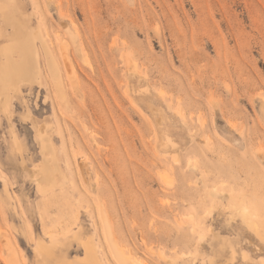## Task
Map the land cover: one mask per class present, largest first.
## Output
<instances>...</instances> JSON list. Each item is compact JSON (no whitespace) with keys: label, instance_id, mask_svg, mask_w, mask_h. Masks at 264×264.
<instances>
[{"label":"rangeland","instance_id":"rangeland-1","mask_svg":"<svg viewBox=\"0 0 264 264\" xmlns=\"http://www.w3.org/2000/svg\"><path fill=\"white\" fill-rule=\"evenodd\" d=\"M0 1V264H264V0Z\"/></svg>","mask_w":264,"mask_h":264},{"label":"bare ground","instance_id":"bare-ground-1","mask_svg":"<svg viewBox=\"0 0 264 264\" xmlns=\"http://www.w3.org/2000/svg\"><path fill=\"white\" fill-rule=\"evenodd\" d=\"M3 1V0H2ZM14 1V0H13ZM1 2V1H0ZM5 2V1H4ZM16 3L14 2V5ZM1 5V4H0ZM18 5V4H17ZM15 7V6H14ZM13 7V8H14ZM1 8V7H0ZM8 8L7 6L5 7V9ZM12 8V7H10ZM3 9V8H1ZM1 11V10H0ZM3 12H0L2 13L1 14V19L3 20V23L6 22V20H10V21H15V22H18L19 20L17 19L18 18V14H17V11L16 9H10L9 11H7V13L5 14L4 10H2ZM23 17V16H22ZM24 18V17H23ZM29 22V21H28ZM6 24V23H5ZM30 24V23H29ZM7 25V24H6ZM31 25V24H30ZM20 26V25H19ZM11 29V28H10ZM32 29V28H31ZM40 29V28H39ZM2 30V29H1ZM34 30V29H33ZM13 31V30H12ZM3 33V32H2ZM10 33V32H9ZM8 33V34H9ZM21 33V32H20ZM19 33V34H20ZM30 33V32H29ZM31 34V38L34 40L38 33L36 31H34L33 33H30ZM29 35V34H28ZM3 35H1V32H0V38H2ZM17 35H13L12 37L9 36V39L13 38L12 40L10 41H13V47L8 49V48H3V50H0L1 52V56L3 57V64H2V68H1V75H2V78H1V81L3 84L5 85H8L9 83H12L15 79V76L14 74L18 75V78L20 77V79H25V81L27 80V76L30 75L32 77H35L37 78V76H40L39 75V72H38V69H37V66H36V52L34 50V45H33V42H32V39L23 43V41L20 39L18 40V38L16 37ZM30 36V35H29ZM6 38V37H5ZM4 38V39H5ZM7 39H8V36H7ZM23 39V37H22ZM25 39V38H24ZM6 41V39H5ZM1 42V41H0ZM44 42V41H43ZM13 48H16V49H19L21 50L22 48L25 50V53L27 56H23V54H21L20 56V59L21 61L24 60V59H30L31 60V63H29V66L26 65L25 61L22 62V63H19V64H14L12 60H14L13 56L11 55V52H13ZM62 49V48H61ZM66 49V48H65ZM13 50V51H11ZM44 50V49H43ZM44 52V51H43ZM63 52V60H64V64H65V67L68 68L67 72L69 71L70 73V76L73 75L72 74V71H71V66H70V62L66 56V53H65V50L64 48L61 50V54ZM39 55V54H38ZM29 56V57H28ZM40 60V58H39ZM2 61V60H1ZM20 61V62H21ZM38 62V61H37ZM31 64V65H30ZM47 65V64H46ZM39 66V65H38ZM41 66V65H40ZM29 67V68H28ZM47 67V66H46ZM60 67V66H59ZM48 68V67H47ZM68 73V74H69ZM51 75H52V79L54 81V84L56 86V89L59 93V95L61 94V92H63V88L65 89V86H66V83L65 81L63 80V76L61 74V72L59 71V69L57 67H52L51 69ZM69 77V79L72 78V76ZM29 78V77H28ZM75 79V78H74ZM16 82V81H15ZM21 82H19L20 84ZM36 83V82H35ZM38 84V83H37ZM13 86V85H12ZM2 88V87H1ZM146 89V88H145ZM1 90V89H0ZM6 90V89H5ZM4 90V91H5ZM2 91V90H1ZM8 92V91H7ZM146 92V90H145ZM3 93V91H2ZM55 93V92H54ZM4 94V93H3ZM9 95V94H8ZM20 95V94H19ZM1 96V95H0ZM4 97V95H3ZM5 98V97H4ZM4 100V99H3ZM17 100V99H16ZM9 101V100H8ZM7 103V102H6ZM10 107V106H9ZM5 111V110H3ZM8 112V111H7ZM5 113V112H4ZM4 115V114H2ZM11 116H9L10 118ZM6 119V118H5ZM8 120V119H7ZM33 120V119H32ZM10 121V119H9ZM8 121V122H9ZM34 123V122H33ZM11 125V124H10ZM36 125V124H35ZM51 127V126H50ZM46 128V127H44ZM10 129V128H9ZM14 132V131H13ZM11 132V134L13 133ZM46 132V131H45ZM39 137H40V140H41V147L43 149V151H50L52 145L50 144V141H48L47 137L44 135V129H41L39 132ZM35 135V134H34ZM35 137V136H34ZM51 146V147H50ZM47 153V152H46ZM53 157H54V152L53 154H50L47 156V158L49 159V161H52L51 164H53ZM179 163V162H178ZM22 164V163H21ZM49 166V165H48ZM55 166V164H54ZM54 168V167H53ZM85 168V167H83ZM56 170V168H55ZM81 170V169H80ZM52 171V170H51ZM49 173V170L47 171ZM53 172V171H52ZM82 172V171H81ZM31 173V172H30ZM37 174H39L37 171H36ZM43 173V172H42ZM36 174V175H37ZM44 176V175H43ZM40 177V176H39ZM35 178V176H34ZM54 176H53V173H49L47 176H46V179H45V182H46V185L47 187H50V188H53V183L55 182L54 180ZM166 178V177H165ZM164 178V179H165ZM3 181V180H2ZM6 181V180H5ZM164 181H169V180H164ZM39 182V181H38ZM166 182V183H167ZM42 187V185H41ZM44 187V186H43ZM39 188V187H38ZM46 188V187H45ZM44 188V189H45ZM40 190V189H39ZM43 191V190H42ZM213 203V202H212ZM101 207V206H100ZM212 208V207H211ZM210 208V209H211ZM234 209V208H233ZM211 211V210H210ZM237 212V211H236ZM242 212L244 214H247L249 213L248 212V208L246 207H243L242 209ZM208 213V212H207ZM239 213V211H238ZM31 216V215H30ZM105 216V215H104ZM104 216H101V228H102V232H103V236H104V240L106 241L107 243V247L109 248L108 250L111 252L110 255H112V258H114V260H116L117 262H119L120 264H141L140 262H136L135 261H131L129 259V257L127 256V254L123 251V249L117 244V242H115V240H113L114 237H112L113 235H111V233L109 232L110 230V226L108 227V223L109 221L107 222V219H105ZM253 216V215H252ZM251 216V217H252ZM104 217V218H103ZM245 218V217H243ZM242 220V219H241ZM78 221V220H77ZM249 223V222H248ZM247 224V223H246ZM252 229L254 230L253 233H257L258 232V225L257 223L254 221L252 223ZM196 225V224H195ZM250 225H251V222H250ZM251 231V230H250ZM49 238V237H48ZM261 238V237H260ZM263 240V239H262ZM4 243V242H3ZM11 247V246H10ZM9 249V248H8ZM83 249L85 250V260L83 262V264H98V260H97V255H96V249H95V245L92 241H84L83 242ZM100 249V248H99ZM11 250V249H10ZM101 251V250H100ZM99 251V252H100ZM11 254H10V257L8 258V261L7 263L8 264H16V254L11 250L10 251ZM2 254V253H1ZM106 262V260H105Z\"/></svg>","mask_w":264,"mask_h":264}]
</instances>
